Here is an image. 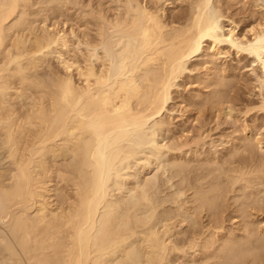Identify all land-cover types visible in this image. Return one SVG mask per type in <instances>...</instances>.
Segmentation results:
<instances>
[{
    "label": "bare ground",
    "instance_id": "bare-ground-1",
    "mask_svg": "<svg viewBox=\"0 0 264 264\" xmlns=\"http://www.w3.org/2000/svg\"><path fill=\"white\" fill-rule=\"evenodd\" d=\"M28 1L0 0V221H6L9 238L3 234L5 243L9 242L2 244L6 255L2 262L194 264L188 252L196 250L197 256L202 254V264H264V227L257 225L260 221H250L255 211L264 212V195L257 196L264 190L257 194L251 190L264 173L262 163L242 162L224 171L231 183L229 190L228 182L208 180L189 187L194 191L193 199L187 201L190 206L181 204V195V201L179 196L173 199L174 208L157 212L162 203L148 192H136L137 196L126 202L108 198L112 170L122 154L105 153L127 137H131L130 144L134 140L144 145L141 129L163 111L172 82L181 77L185 60L197 54L203 42L213 57L223 53L221 44L225 42L231 43L237 54L246 49L264 68V17L250 25L249 39L233 27L224 34L218 32L217 20L224 15L218 4L217 13L208 10L212 0H197L189 12L170 18L156 2L147 5L125 0L112 14L98 12L95 37L87 33L79 37L71 30L76 39L71 42L63 30L28 37L27 31L35 33L27 26ZM20 8V21L14 22ZM110 32L113 36L107 41ZM238 39H245L248 48L235 46ZM51 45L61 49L56 60L64 73L53 71L49 83L34 82L27 69H35L42 59L34 56ZM257 79L261 111L264 85L261 77ZM228 82L223 73L212 84L220 88ZM227 92L216 88L204 101L224 105L229 100ZM163 125L159 124L160 130ZM249 138H242L247 142L242 148L246 152L254 148ZM253 141L260 144L259 139ZM58 158L71 160L61 165ZM173 166L176 177H183L187 166L180 162ZM55 179L57 188L60 183L73 188V196L69 193L71 197L65 194L66 198L52 200ZM239 184L248 193L246 201L234 207L227 197ZM115 185L120 189L119 183ZM250 190L256 194L253 199ZM142 207L147 213L144 216ZM238 218L236 228L226 225ZM181 234L183 239H178ZM174 254L179 255L176 261Z\"/></svg>",
    "mask_w": 264,
    "mask_h": 264
},
{
    "label": "rangeland",
    "instance_id": "rangeland-1",
    "mask_svg": "<svg viewBox=\"0 0 264 264\" xmlns=\"http://www.w3.org/2000/svg\"><path fill=\"white\" fill-rule=\"evenodd\" d=\"M124 1L125 0H64L62 4L57 0H29L28 2L30 4L27 2V5L29 4L27 8L30 15L27 17V26L29 29L34 30L35 33H33V35L30 33L29 35L27 31L26 34L28 37L34 38L35 34H42L47 31L56 33L58 30H63L69 33L71 42H76V39L72 36L73 34H71V30L75 31L76 34L78 33L79 37L82 36L83 33L95 37V31L99 23V18L97 17L98 12L102 10L112 14L114 12L113 9H119V6L122 5L121 2ZM139 1H143V3L147 2V5H152L153 2H156L155 4H158L157 6L159 8L162 7L161 9L165 11L166 16L169 18L173 15L189 12L197 3V0ZM211 4L208 10L212 9L213 12L217 13L215 6L217 7L216 4H218L220 7L219 9H221L224 15L217 20L219 25L218 32H220V34H224L230 27H233L236 28L237 34L241 35V37L246 35V37L250 39V33L247 32L250 25L254 21L264 17V0H212ZM259 5L261 9H259ZM21 10V8L18 10L14 22L20 21ZM109 36L107 41L111 40L113 34L110 32ZM9 43L10 41L7 40V44ZM29 44L31 46L32 42ZM207 45L206 41L203 42L202 49H200L197 54L195 53L185 60V70L181 77L172 82L170 99L166 103L165 109L163 108V111H161L159 115L154 116L152 119L150 118L147 121L148 123L141 129L144 145L143 143L136 144L133 138L132 145L130 144L131 140H129L131 137H127L125 140L120 141L122 144L118 142L117 146L113 144L106 149V154L110 152L112 154L114 152L120 155L122 154L120 162L116 161L115 163V170H112V174L110 172L112 177L109 181L110 184H108V188L111 190H108L110 191L111 197H108L110 200H117L120 202L123 200L126 202L133 199L132 197L134 195L135 198L140 193L143 194L144 192H148L158 198L162 203V206L158 208L157 212L165 210V207L166 209H168V207H170L169 209L174 208L175 201L177 200L176 196H179V201H181V197L183 198L181 201L183 203L181 204L186 203V206H190L191 204H187V201L193 199L194 191H189V187H198L208 180H216L221 183L228 182V186L224 183L227 189L231 187L228 178L224 176L227 169L237 166L238 163L242 162H248L249 164L252 162V165L255 164V166L262 163L261 165L264 167V110L260 111L258 109L261 94L257 79L258 76L261 77L264 85V68L261 66L260 61L254 55L249 54L246 49L243 50L244 52L241 51V53L237 54L235 52V47H232L231 43L225 42L221 44L223 53L213 57L211 56V48H209V50L206 49ZM235 46L241 48L247 46L246 48H248L245 39H238L235 42ZM58 50H61L59 46L51 45L49 48L43 49L42 52H38L37 55L34 56L35 59L37 57L41 58L42 62H40L35 69L32 68L30 71L27 69L28 72H31V76L27 75L29 80L31 77V80H34V82L41 81L49 83L53 71L55 73H64L58 60H56L58 59L57 56H59ZM70 55L72 56V54ZM2 64L4 65V62H2ZM27 71L26 73H28ZM223 73L226 74L229 82L227 86H222L220 88L221 90L224 89L228 91V102L224 105L220 104V106L206 103L204 100L207 95L211 92L213 93L216 88L220 89L212 84V82L213 80L220 79ZM33 91L36 92L35 90ZM160 123L165 124L161 127L162 131L160 130ZM129 131L132 132V128H130ZM151 136H154L153 140ZM246 136L250 137L249 139H251L254 146L253 151H247L248 153L242 149L247 143L245 141L246 143L244 144L242 138ZM254 138L259 139L260 144H256V142H254L255 140L253 141ZM133 150L134 152L136 150V155L134 153L135 156L132 154ZM158 151L159 153H157ZM125 154H128V156L130 154L131 156L127 157ZM233 158H235V160H233ZM58 159L57 163L60 161V163L62 162L61 165H67L71 160L70 158H67L68 161L66 159L65 161L64 159ZM147 161H151L150 165L147 164ZM179 162L185 167H188H186L183 177L181 176L184 178V182H181V177H176L175 167L173 166L172 168L173 163L175 165V163ZM229 163H232V165H229ZM143 164L145 167H143ZM211 170L213 171L212 173H210ZM259 178V182L257 181V184L255 182V188L253 187V189H251L255 193L257 190H264V173L259 174ZM56 181L55 179V182ZM260 181L262 183H260ZM55 182H52V187L56 186L52 188V200H58V196L62 198L65 194L68 197H71V195L73 196V188L68 185L63 187L61 183L60 187L57 188L59 183L58 181L57 183ZM115 183H119L120 189L116 188ZM243 191H245V193ZM54 192L57 195L54 194ZM69 193L72 194L69 196ZM247 193V190H242L241 184H239L236 186L233 193H229L227 197L229 201L227 202L234 203L230 204L237 207V203L239 204L240 201L243 200L246 201L245 196ZM66 195L64 196L65 198ZM253 195L254 193L250 195V199L256 197ZM263 195L264 192L257 196L261 197ZM173 199H175V201H173ZM235 199H237L238 202H236ZM258 209H260V207ZM142 212H144L140 213L142 216L147 214L145 213L146 210H144V207H142ZM254 214L255 217L257 216V219L252 217L250 221L254 224H257L259 221L261 223L264 219V212L255 211ZM238 219L227 222L228 224L226 225L229 226L230 229H234L237 227L236 223L240 221V218ZM204 220H206V218H204ZM5 222L6 221H4V223L0 221V264H4L2 261H4V257L6 256L2 244L5 246L9 242L7 241V243H5L6 239L9 240L5 234L7 232V223L5 224ZM234 222L236 227L234 226ZM260 223L257 225L264 227V222ZM186 227V225H183L182 229L185 231L187 229ZM2 231L4 233H2ZM3 234L6 236V239L3 237ZM181 235L178 239H183L184 234ZM2 240H4V243ZM130 241L131 240H129V242ZM195 252L197 251L190 250L188 252L189 260L194 262V264H202V254L201 256H197ZM3 255L5 256L3 257ZM178 257L179 255L177 256V254L172 255L173 261H176ZM213 262L214 261H211L207 264H213ZM216 263L218 264V262L215 261L214 264ZM177 264L181 263L177 262Z\"/></svg>",
    "mask_w": 264,
    "mask_h": 264
}]
</instances>
